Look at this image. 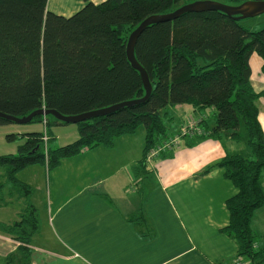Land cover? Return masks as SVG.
<instances>
[{"label": "trees", "instance_id": "16d2710c", "mask_svg": "<svg viewBox=\"0 0 264 264\" xmlns=\"http://www.w3.org/2000/svg\"><path fill=\"white\" fill-rule=\"evenodd\" d=\"M48 1L0 0L1 113L24 118L45 109L77 116L143 99L142 77L127 57L130 35L147 18L198 0H85L68 17L49 11ZM214 1L237 6L264 0ZM254 53L264 56V29L250 32L219 11L187 13L151 25L135 47L153 86L146 102L77 124L78 141L46 154L42 133H28L16 154L0 156V168L10 185L30 197L32 188L18 173L46 159L50 162L48 155L59 158L56 164L86 149L113 148L118 138L144 126V163L149 150L169 139L166 121L174 120L170 108H211V128L209 121H201L207 135L194 136L187 145L195 146L206 136H224L247 149L227 155L204 174L222 169L233 183L237 192L226 202L229 224L224 232L237 243V256L248 258L249 264H264V237L254 235L250 227L256 209L264 205V130L256 105L260 94L251 84ZM43 119L38 116L30 123ZM46 119L49 126L67 125L53 116ZM6 124L11 122L0 119V125ZM5 186L0 182V190ZM26 210L16 237L29 244L40 220L33 205Z\"/></svg>", "mask_w": 264, "mask_h": 264}, {"label": "crops", "instance_id": "0c3cea01", "mask_svg": "<svg viewBox=\"0 0 264 264\" xmlns=\"http://www.w3.org/2000/svg\"><path fill=\"white\" fill-rule=\"evenodd\" d=\"M48 10L66 16L50 10L49 1ZM173 108L198 112L200 117L190 118L198 122L206 119L205 110ZM170 116L174 118L171 112ZM203 126L189 125L186 130L207 135ZM232 142L224 136H206L195 146L174 147L152 169L155 181L140 178L139 157L118 162L117 147L86 149L54 169L42 164L27 167L18 177L35 194L16 197L12 203L18 202L19 210L12 206L6 218L5 196L14 190L4 176L1 264H233L238 245L224 229L229 224L226 202L237 190L222 169L204 174L227 155L239 153L237 147H228ZM147 166L146 161L143 168ZM137 182L143 187L134 192ZM30 205L38 211L40 229L31 243L24 244L17 240L16 229Z\"/></svg>", "mask_w": 264, "mask_h": 264}, {"label": "rangeland", "instance_id": "374dc122", "mask_svg": "<svg viewBox=\"0 0 264 264\" xmlns=\"http://www.w3.org/2000/svg\"><path fill=\"white\" fill-rule=\"evenodd\" d=\"M95 2H102V0H94ZM85 4V0H49V8L52 11L65 14L66 16L72 15L75 11L81 9V7ZM75 12V13H76ZM241 25L243 28L250 32H256L264 29V15L245 19L241 21ZM250 65L252 68V78H251V84L256 91V93L260 94L259 97L256 100V105L259 109V121H261V126L264 130V56L259 53H254L251 56ZM184 107H193L191 104H185ZM174 108H170L171 114L174 116V120L169 121V119L166 121V123L169 125V135L172 136L171 139H174L179 134L183 135L184 133L188 132L185 131L190 126H196V125H202V122H198V120L190 119L194 118L191 117L192 114L195 115V117H200L201 115L198 112H194L193 110L187 111L186 108H183L181 110H173ZM173 112V113H172ZM206 112V119L209 121V124L211 125L214 122V114L213 110L211 108H208L205 110ZM263 119V120H262ZM201 129V127H199ZM196 130L189 129V134L185 136H179V146L181 147H188L187 142H189V137L193 138ZM203 132L204 130H200ZM28 132H41L43 135L42 143L44 144L45 148V154L49 149L56 150L58 148H62L68 145H71L78 141L80 138L79 128L77 124H67V125H48V120L46 117H44L42 122H36V123H28V124H17V123H11L6 125H0V156H6L11 154H16L18 152V147L21 146L26 139L24 138ZM51 134L53 136H51ZM13 135V138L11 140V137ZM145 128L144 126H141L138 128L136 135L134 138L126 136V137H120L116 140V144L114 147H117L118 154L116 156V159L118 162H126L129 159L132 158V160L136 158H140L141 160L144 157V148H145ZM168 141V140H167ZM232 142V141H231ZM121 144V145H120ZM239 144V145H238ZM238 144H235V142H232L231 144H228L229 148L237 147L238 150L243 151L244 145L243 143L239 142ZM236 145V146H235ZM163 146V145H162ZM160 145L156 146L158 148L162 147ZM113 147V148H114ZM156 147L152 148L155 149ZM98 148V147H97ZM111 148V150L113 149ZM108 149V148H106ZM174 149V146L171 147V150ZM177 149V148H176ZM169 148H163V152H160V156H154L151 158L146 157V161L148 163L147 169L144 167V163L137 162L138 168L141 170L142 175L140 176L141 179H152L156 180V170H152L157 162L162 161L166 157H161L164 153L171 151ZM51 158V161H46L42 163H37L36 165H46L48 169H54L57 167L60 163H54L58 162L59 158L52 159V156L50 157L48 155V159ZM69 158V157H68ZM64 158L61 159V161L68 159ZM54 161V162H53ZM34 166V165H32ZM29 166V167H32ZM53 170L50 172L52 173ZM137 173L139 172L136 170ZM49 172V173H50ZM4 170L0 168V180L4 179ZM18 177V176H17ZM19 180H21L18 177ZM22 181V180H21ZM46 187L48 189L49 187V174L48 179L46 180ZM138 183V182H137ZM262 185L264 189V178L262 180ZM13 185H11L12 187ZM143 187L142 184L138 183V185L135 187H132V191L138 192ZM22 191L20 187H18ZM16 187L13 186L14 192L9 189L8 193H6L5 198V204L8 206V210L6 214H3L2 216L6 218L7 214L9 212H13V207L16 208L18 211L20 207L18 202L12 203L16 197H20L21 194L18 191ZM18 193V194H16ZM32 194H35V189L32 187ZM1 195V194H0ZM6 207V206H5ZM250 227L254 233V235L258 237H264V205L257 208L255 211V214L252 218ZM262 240V239H261ZM238 253V249H237ZM236 253V254H237ZM238 255V254H237ZM234 258V261L240 258V256H237ZM245 258V259H244ZM241 257L240 259H244L247 262L249 261L246 257ZM1 264V259H0Z\"/></svg>", "mask_w": 264, "mask_h": 264}, {"label": "water", "instance_id": "95a60500", "mask_svg": "<svg viewBox=\"0 0 264 264\" xmlns=\"http://www.w3.org/2000/svg\"><path fill=\"white\" fill-rule=\"evenodd\" d=\"M208 11H219V12L226 14L227 16L231 18H234L238 21H242L245 19L255 18L261 15H264V1H247L245 3H242L241 5L232 6V5H225L223 3H220L214 0H198L192 3H189L187 5H184L176 9L173 12L163 14V15H153L147 18L146 20H144L138 26V28L135 29V31H133V33L130 35L128 44H127L128 60L131 66L140 73L145 89H146V96L143 99L125 102L122 104L108 107L106 109L93 111V112H89V113H85V114H81L77 116H64L55 110L42 109L24 118L10 116V115L0 112V119L9 121L11 123L28 124L34 118L38 116H41V117L53 116L56 120L62 123L79 124L81 122L92 120L94 118L111 115L117 110L124 108V107H132L134 105L146 102L150 98L153 92V86L150 82V79H149V76L146 70L137 61V58L135 55V47H136V44L140 36L151 25L171 22L187 13H203V12H208Z\"/></svg>", "mask_w": 264, "mask_h": 264}, {"label": "built area", "instance_id": "2783aa9c", "mask_svg": "<svg viewBox=\"0 0 264 264\" xmlns=\"http://www.w3.org/2000/svg\"><path fill=\"white\" fill-rule=\"evenodd\" d=\"M192 127H194V126H191L190 128H192ZM186 131H188V132L184 133L182 136H185V135L189 134V130H186ZM175 145H176V146L179 145V137H178V138L175 137L174 139H169L168 141H166V142L164 143V145H163L162 147H160V148H158V149H154V150H152V151L150 152V154H149V158L155 156V155H156L159 151H161L163 148H169V147H173V146L175 147ZM240 258H241V257H240ZM240 258H238L237 260H235V262H234L233 264H249L246 260H244V259H240Z\"/></svg>", "mask_w": 264, "mask_h": 264}, {"label": "bare ground", "instance_id": "6f19581e", "mask_svg": "<svg viewBox=\"0 0 264 264\" xmlns=\"http://www.w3.org/2000/svg\"><path fill=\"white\" fill-rule=\"evenodd\" d=\"M187 5V4H186ZM106 116H108V115H106ZM162 145H164V143L162 144ZM161 145V146H162ZM155 149H158V147H156ZM169 149L171 150V147H169ZM154 150V149H153ZM152 151V149L151 150H149V153H148V155H147V158H149V154H150V152ZM160 152H163V149L161 150V151H159L155 156H159L160 155ZM154 157V156H153ZM151 158V157H150Z\"/></svg>", "mask_w": 264, "mask_h": 264}]
</instances>
